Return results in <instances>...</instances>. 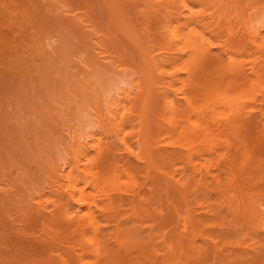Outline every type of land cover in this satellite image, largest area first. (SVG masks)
Returning a JSON list of instances; mask_svg holds the SVG:
<instances>
[{"label": "rangeland", "instance_id": "1", "mask_svg": "<svg viewBox=\"0 0 264 264\" xmlns=\"http://www.w3.org/2000/svg\"><path fill=\"white\" fill-rule=\"evenodd\" d=\"M263 11L264 0H0V264H79L97 242L51 189L70 185L58 157L77 155L67 131H80L85 101L107 151L94 173L109 169L115 184L88 183L81 163L75 199L88 198L103 263L264 264V30L256 40L252 28ZM46 32L62 41L42 47ZM204 45L206 68L193 52ZM105 72L136 75L133 93H121L119 136ZM206 88L232 91L234 108ZM40 191L46 217L31 202Z\"/></svg>", "mask_w": 264, "mask_h": 264}, {"label": "bare ground", "instance_id": "2", "mask_svg": "<svg viewBox=\"0 0 264 264\" xmlns=\"http://www.w3.org/2000/svg\"><path fill=\"white\" fill-rule=\"evenodd\" d=\"M255 25L252 27L253 28V30H254V32H253V34H254V37L256 38V40L258 39L259 40V37L261 36L262 37V32H263V30H264V11L263 12H261L259 15H258V17L256 18V20H255ZM193 32V33H195L194 31H196V30H190V32ZM52 33L54 32V31H51ZM50 32V33H51ZM57 32V31H56ZM55 32V33H56ZM50 33H45L46 35H44L43 37H44V43H43V46L42 47H47V46H50V48H54V47H51L52 46V43H51V41H53L55 38H54V35H55V33H54V35L52 34H50ZM60 33V32H59ZM62 34V32L60 33V35L59 36H62L61 35ZM196 34H199L198 32L196 33ZM173 35H174V38H177V40H183L184 38H186V37H184L185 35H182L181 34V32L179 31H177V30H174L173 31ZM58 37V36H57ZM56 37V38H57ZM184 37V38H183ZM194 37V36H193ZM43 39V38H42ZM57 39H59V38H57ZM57 39H55V44H58L57 42H59L61 39H59V40H57ZM191 39V38H190ZM57 40V41H56ZM195 40V39H194ZM201 40V39H200ZM62 41V40H61ZM189 40H186V42H188ZM206 42V41H205ZM259 42V41H258ZM261 42V41H260ZM206 44H207V42H206ZM54 45V44H53ZM256 45V44H255ZM55 46V45H54ZM197 47H199V46H197ZM196 47V48H197ZM47 48H49V47H47ZM49 48V49H50ZM56 48V47H55ZM57 48H58V45H57ZM188 48V47H187ZM194 48V47H193ZM41 49H43V48H41ZM59 49V48H58ZM54 51L55 52V49H51V51ZM193 52L197 55L196 57L197 58H195L194 60H196V61H199V64L198 65H200L199 67H205L206 68V66L208 65V64H211L212 63V58H210V50H209V47H207V45L205 46H203V48L201 49V50H195V48L193 49ZM52 54V53H51ZM182 55V54H181ZM70 58H68V60L69 59H71V56H70V54L68 55ZM167 58V57H166ZM183 58V57H182ZM191 59L193 58V57H190ZM151 58H149V60H150ZM163 59V58H162ZM198 59V60H197ZM148 61V60H147ZM166 61V60H165ZM154 62V61H153ZM153 62H148V64H149V66H151V67H149L150 69V71H151V74H152V82H151V80H150V84L151 85H153V80H154V78H153V76H154V67H153ZM164 61H161L160 62V65H161V68H163L164 67V63H163ZM168 63V62H167ZM171 63V65H178L179 63H180V60H176V58L174 59V60H172V62H170ZM156 64V63H155ZM168 67V66H167ZM156 72V71H155ZM104 73V72H103ZM106 74H102L98 79H99V85H100V90L102 91V93H103V95L106 97V99H107V101L109 102H111V100H108L109 98L110 99H112V101H113V103L111 104H109L108 102H106L105 104H106V106H107V108H106V112H107V119H108V121L110 122H107V123H109L110 124V129H111V132H113V135H115L114 133H116V132H118L119 130V128H121L120 127V125H119V123H118V120H117V117H118V114H117V112H118V110H119V107H120V105L122 104V102H123V100L122 99H120L121 98V93L122 92H128L127 94H130V93H133V91L135 90V85H136V75L135 74H130V75H128V74H119V73H117V75L116 74H107V72H105ZM150 73V72H149ZM236 73L238 74V75H242V72H240L239 70H236ZM163 76V75H162ZM171 77V76H170ZM177 77V76H176ZM173 78V76L171 77V79ZM221 78V77H220ZM137 86V85H136ZM168 86H172V84H170V85H168ZM152 87V86H151ZM41 88V87H40ZM169 89V88H168ZM215 89V88H214ZM214 89H211V90H209V89H207L206 88V91H207V94H209V95H211V93H213V92H215L214 94H213V98L217 101V102H219V105H220V107L222 108V104H223V106H225V107H228L229 109H230V107L232 108H234V106L232 105V106H230L229 104H230V102H232L233 103V99H232V97L230 96V93H232V91H222V92H216ZM224 90V89H223ZM169 91V90H168ZM238 91V90H237ZM240 91V90H239ZM23 92V91H22ZM40 92V91H39ZM236 92V91H235ZM241 92V91H240ZM53 93H54V91H53ZM85 94V93H84ZM232 95V94H231ZM236 95V94H235ZM21 96H23V93L21 94ZM20 96V97H21ZM131 95H128V98L130 97ZM206 96V95H205ZM14 97V96H13ZM19 97V98H20ZM24 97H25V95H24ZM41 97V96H40ZM52 97H54V94L52 95ZM57 97H59V96H56V97H54L53 99V101H55V99H57ZM113 97L114 98H116V100H113ZM15 99H16V97H15ZM20 99H22V98H20ZM35 99H37V98H35ZM86 98H84V99H82V100H85ZM195 99V98H194ZM231 99H232V101H231ZM22 100H24V98L22 99ZM87 100V99H86ZM106 101V100H105ZM16 102H17V100H16ZM86 102V101H85ZM85 102H83V103H81L82 104V106L79 108V110H78V112H76V114H77V118H76V121H78V126H79V129H80V131H78V132H80V133H78L77 132V134L76 133H71V131L68 129V131H67V133L69 134L68 135V137H67V140L69 141L68 142V144H67V146H69V151H74L75 152V150L77 151L76 153H77V155H71V156H69V155H67L66 154V152L64 151V150H62V151H64L63 153H65V154H63L62 152H61V150H60V154H59V157H58V161H60V163H61V165H60V167H59V170H60V172L61 173H66V174H62V176L60 177V179H62V182H64V180H68L69 181V183H70V185H68V187L67 188H64V187H62V188H55V189H53V188H51L52 189V193L54 194V196H57V197H63V198H65V200H66V205H65V208H64V215L67 217V218H70V220H72V221H76L77 222V225L79 226V228H81V227H84V226H86L85 228H83V232L85 233V235H86V231L87 230H90V231H96V234H95V236H96V239H97V242H93L92 244H90V247H86V248H83V249H80V250H82V251H86V250H90V251H88V252H90V253H92V254H94V252H96V257L94 256V258H98V259H96V260H99L98 262H97V264H105V262L103 263L102 262V260H106V258H104L103 256H102V252H103V254L105 253L104 252V249H103V247H104V245H103V242H102V240L101 239H99V235L97 234V227H96V222H94V219H93V217H91L89 214H88V208L90 207V205L87 203L88 202V198H86V197H80L79 199H75V197L77 196L76 194H77V182H75L74 180H73V178H74V176L76 175V174H78V175H81V173H80V170H81V168H80V166H79V164H81V163H83L84 164V167L86 168V172H85V174L84 175H86V181H89L88 183H90V184H94V185H96L97 187L99 186V185H101L100 184V182H103V180H104V182H109V183H111V184H115V183H113L114 182V180H113V178H110V176H112L109 172H110V170H109V174H110V176H109V174L107 173V171H106V173L104 174V173H102L101 172V170L99 171V172H101L102 173V176L103 177H101V178H98L99 176L98 175H96L95 173H97V172H95L94 173V166H96L97 165V162H98V156L100 155V156H103V154H105V152H107V151H105L104 150V144L102 143V140L99 138V136H98V139H97V137H96V135H97V133H95V131H93V129H95V128H99L100 127V123H98V125H99V127H98V125L96 124V120H92V111H90L91 110V107H90V109L88 108V106H89V102L87 101L86 103ZM24 103V102H23ZM28 103V102H27ZM231 103V104H232ZM11 104V103H10ZM16 104V103H15ZM26 104V103H25ZM88 104V106L86 107V105ZM172 104H173V107H178V100L177 99H173L172 100ZM18 105L20 106L21 104H19L18 103ZM17 105V108H18V115H20L19 116V118L18 119H21L22 121H23V117H24V115H21V113L19 112V110H21L22 111V107H24V106H22L21 108H19V106ZM83 105H84V107L85 108H88L89 109V113H91V115L90 114H85L86 113V111H88L87 109L86 110H83L84 108H82L83 107ZM208 105V104H207ZM230 107H229V106ZM11 106V105H10ZM12 106L14 107V105L12 104ZM113 106H116V107H113ZM12 107V108H13ZM31 107V106H30ZM208 107V106H207ZM210 107V106H209ZM224 107V108H225ZM15 108V107H14ZM32 108V107H31ZM211 108V107H210ZM223 108V109H224ZM220 109V108H219ZM226 109V108H225ZM229 109H227V110H229ZM26 110V109H25ZM24 109H23V113H25L26 114V111H25ZM36 109H34V111H35ZM194 110H196V111H198L197 109H194ZM217 111H219L218 109H216ZM37 111V110H36ZM214 111H215V108H214ZM217 111L215 112V113H217ZM10 113V112H9ZM12 113V112H11ZM17 113V112H16ZM22 113V114H23ZM28 113V112H27ZM33 113V112H32ZM88 113V112H87ZM200 113V112H199ZM30 114H31V112H30ZM35 114V113H34ZM205 114H207V113H205ZM217 115V114H216ZM17 116V115H16ZM15 116V117H16ZM30 116V115H29ZM32 116V115H31ZM215 116V115H214ZM18 117V116H17ZM36 117H38L37 115H36ZM94 117V116H93ZM31 118H33V117H31ZM215 118V117H214ZM18 119H15V120H18ZM20 120V121H21ZM25 120V119H24ZM28 121V120H27ZM33 121V120H32ZM94 121H95V123H94ZM28 123V122H27ZM118 123V124H117ZM26 123H24V125H25ZM20 125H21V123H20ZM27 126V125H26ZM102 126V125H101ZM109 126V125H108ZM124 127V126H123ZM28 128H26V130H27ZM25 130V131H26ZM67 130V129H66ZM102 130V129H101ZM120 130H122V129H120ZM90 131H93L94 132V134H92V132H90ZM109 131V130H108ZM107 131V132H108ZM88 132H90V133H88ZM103 132V131H102ZM120 133H121V131H119ZM118 132V133H119ZM118 133H116V135L118 134ZM119 133V134H120ZM99 134H101L100 132H99ZM119 134L117 135V136H119ZM23 135V134H22ZM108 136V135H107ZM66 140V141H67ZM125 140L127 141V139L125 138ZM66 145V144H65ZM143 145V144H142ZM146 145V144H145ZM58 147V146H57ZM71 147V148H70ZM59 148H61V147H59ZM59 148L58 149H56V151L58 152L59 151ZM67 149V148H66ZM144 149H145V147H144ZM91 150L93 151V152H95V157L93 158V160H91L92 158H90V153H91ZM142 151V149H139V151ZM68 151V152H69ZM147 151V150H146ZM146 151H144V152H146ZM71 152V153H72ZM73 152V153H74ZM59 153V152H58ZM109 153V152H108ZM66 155V156H65ZM98 157V158H97ZM99 159H101V157L99 158ZM103 161V160H102ZM100 162V161H99ZM104 162V161H103ZM101 166H102V164H101ZM84 168V169H85ZM103 168V167H102ZM97 169H101V168H97ZM103 170V169H102ZM104 172H105V170H104ZM101 173H99V174H101ZM82 174H83V172H82ZM106 175V176H104V175ZM83 175V176H84ZM117 179V178H116ZM102 180V181H101ZM118 180V179H117ZM61 181V180H60ZM60 181H59V183L58 184H60ZM56 184V183H55ZM54 184V185H55ZM57 184V185H58ZM68 184V183H67ZM90 184H89V186H90ZM99 184V185H98ZM110 184V185H111ZM96 186H94V187H96ZM91 187V186H90ZM7 188V187H6ZM92 188V187H91ZM98 189V188H97ZM183 190V189H182ZM2 191H5V189L4 190H2ZM11 192V191H10ZM5 193H7L8 194V191H5ZM12 193V192H11ZM40 193H41V195H40ZM40 193H37V194H39V198H38V200H35L34 198H32V200H31V202H34L33 203V205L34 204H36V207L39 209H37L38 211H41L42 212V214H44L45 213V211L47 210V208L43 205L44 204V197H45V193H42L41 191H40ZM0 194L2 195V194H4V193H1L0 192ZM42 194H44V195H42ZM6 195V194H5ZM4 195V196H5ZM10 196V195H9ZM34 196V195H33ZM31 197V196H30ZM78 197V196H77ZM32 205V204H31ZM35 207V206H34ZM262 207V206H261ZM263 208V207H262ZM45 215V214H44ZM43 215V216H44ZM71 216V217H70ZM45 217H46V215H45ZM65 217V218H66ZM263 220V219H262ZM264 221V220H263ZM81 244V243H80ZM94 244V245H93ZM80 246H82V244L80 245ZM84 247V246H83ZM82 248V247H81ZM69 250H71V249H69ZM79 250V251H80ZM66 251V250H65ZM78 252V251H77ZM77 252L76 251H74L73 253H69V251H67V254H69V255H72V256H74L73 254H75L76 253V255H77ZM81 252V251H80ZM90 253H84L83 255L81 254H79V256L77 257V259H78V262H79V264H85L83 261H84V259H85V257H87V255L88 254H90ZM76 255H75V257H76ZM90 256V255H89ZM103 257V258H102ZM53 258H55V257H53ZM73 258V257H72ZM56 260V259H55ZM95 260V261H96ZM51 261H52V258H51ZM56 261H58V260H56ZM55 261V262H56ZM60 261H61V259H60ZM107 261V263H108V260H106ZM60 262H58V264H59ZM106 263V264H107ZM57 264V263H56ZM86 264H91V263H86Z\"/></svg>", "mask_w": 264, "mask_h": 264}]
</instances>
